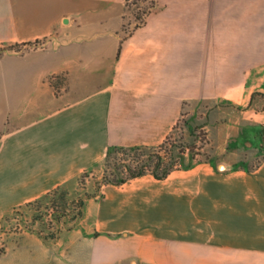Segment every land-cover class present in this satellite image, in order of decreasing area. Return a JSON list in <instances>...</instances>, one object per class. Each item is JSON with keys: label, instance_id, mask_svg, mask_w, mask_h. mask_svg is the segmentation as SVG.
<instances>
[{"label": "crops", "instance_id": "crops-1", "mask_svg": "<svg viewBox=\"0 0 264 264\" xmlns=\"http://www.w3.org/2000/svg\"><path fill=\"white\" fill-rule=\"evenodd\" d=\"M153 2L128 33L126 0H0V47L37 41L0 54V214L183 116L211 144L163 179L100 183L74 226L0 264H264V160L239 165L264 128V0Z\"/></svg>", "mask_w": 264, "mask_h": 264}, {"label": "rangeland", "instance_id": "rangeland-1", "mask_svg": "<svg viewBox=\"0 0 264 264\" xmlns=\"http://www.w3.org/2000/svg\"><path fill=\"white\" fill-rule=\"evenodd\" d=\"M153 5V0H128L125 14L126 32L143 20L145 12ZM137 15L141 18H137ZM199 116H203V113ZM203 121L194 118L189 120L183 116L171 132L168 146L173 148L175 156L178 157L179 168L194 161L209 159L211 144ZM259 135L254 133L256 140L261 139L259 142L250 139L245 145L239 159L241 167L249 169L264 160V128L259 129ZM185 147H192V150L186 148L185 152L178 151L179 148ZM129 157L122 149L113 148L108 152L103 171L84 173L77 183L71 186H60L50 196L44 195L0 214V254L29 236L50 240L51 238L45 236L50 234L57 236L61 230L74 226L79 220L76 200L95 194L105 178L118 180L124 177L127 172L123 170V165Z\"/></svg>", "mask_w": 264, "mask_h": 264}, {"label": "trees", "instance_id": "trees-1", "mask_svg": "<svg viewBox=\"0 0 264 264\" xmlns=\"http://www.w3.org/2000/svg\"><path fill=\"white\" fill-rule=\"evenodd\" d=\"M126 2H128V0H126ZM148 11L145 12V15L148 13ZM136 17L141 18L140 15H137ZM143 21L144 19L141 20L140 22H137L134 27L143 23ZM129 32H131V30L128 31V33ZM36 43L37 41L25 42L22 44H12L9 46L0 47V54L4 50L14 49V48L18 49L20 45L32 46L33 44H36ZM121 48H122V41L120 42L119 47H118V55L121 52ZM256 94L264 99V92H257L255 93V95ZM262 109H264V104L262 105ZM171 134L172 133L167 135L162 142L154 146H147V145L109 146L107 150V155H108L109 150L113 148H119V149H122L124 153H127L130 157L126 159V163H124L123 165V168H124L123 170H126L127 174L118 180H109L105 178L104 183H122L129 178L136 177V176L146 174V173L153 175L157 179H163L172 170L179 168L177 166L178 157L175 156L173 148L168 146L169 138L171 137ZM186 148H188L189 150H192V147H185V148H179L178 151L185 152ZM263 159H264V156H263ZM258 163L249 169L255 168L258 165ZM58 188L59 187H56L52 189L51 191L47 192L45 196L52 195L54 192H56ZM84 199L85 197H81L76 200V205L78 208V211H77L78 217L82 215V206L84 203ZM45 237L55 238L56 235L50 234Z\"/></svg>", "mask_w": 264, "mask_h": 264}]
</instances>
